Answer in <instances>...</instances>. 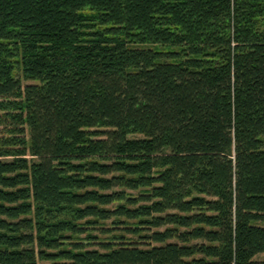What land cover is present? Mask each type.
Returning <instances> with one entry per match:
<instances>
[{
	"label": "trees",
	"instance_id": "obj_1",
	"mask_svg": "<svg viewBox=\"0 0 264 264\" xmlns=\"http://www.w3.org/2000/svg\"><path fill=\"white\" fill-rule=\"evenodd\" d=\"M261 256L264 0H0V264Z\"/></svg>",
	"mask_w": 264,
	"mask_h": 264
},
{
	"label": "rangeland",
	"instance_id": "obj_2",
	"mask_svg": "<svg viewBox=\"0 0 264 264\" xmlns=\"http://www.w3.org/2000/svg\"><path fill=\"white\" fill-rule=\"evenodd\" d=\"M144 47H146V48H152L153 46H150V45H147V46H144ZM163 51H169V49H168V47H165L164 49H163ZM25 84H28L29 82H24ZM260 259H263L264 258V256H261V257H259Z\"/></svg>",
	"mask_w": 264,
	"mask_h": 264
}]
</instances>
